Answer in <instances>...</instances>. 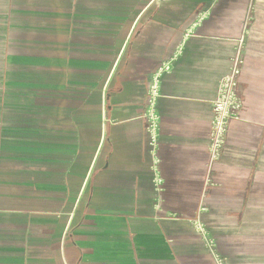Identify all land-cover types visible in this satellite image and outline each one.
Instances as JSON below:
<instances>
[{
  "label": "crops",
  "instance_id": "obj_1",
  "mask_svg": "<svg viewBox=\"0 0 264 264\" xmlns=\"http://www.w3.org/2000/svg\"><path fill=\"white\" fill-rule=\"evenodd\" d=\"M260 22L264 0H0V264H264Z\"/></svg>",
  "mask_w": 264,
  "mask_h": 264
},
{
  "label": "built area",
  "instance_id": "obj_2",
  "mask_svg": "<svg viewBox=\"0 0 264 264\" xmlns=\"http://www.w3.org/2000/svg\"><path fill=\"white\" fill-rule=\"evenodd\" d=\"M244 59L236 54L230 65L229 72L221 79L218 86V94L213 102L212 107V122H211V137L209 144L210 161L208 164V178L206 186L213 185L211 177L215 166L222 158V153L226 144V135L229 130L231 121H239L240 113L243 108L241 97L238 93L239 80L243 72ZM169 69V67H165ZM158 77L155 76L153 84L149 88V107L150 110L146 113L148 123V132L151 138V146L156 147L158 140L159 118L155 109V98L158 94ZM195 225L198 231L204 238L208 237L204 225L197 220ZM212 246V241H209ZM217 264H227L226 259L215 255Z\"/></svg>",
  "mask_w": 264,
  "mask_h": 264
},
{
  "label": "rangeland",
  "instance_id": "obj_3",
  "mask_svg": "<svg viewBox=\"0 0 264 264\" xmlns=\"http://www.w3.org/2000/svg\"><path fill=\"white\" fill-rule=\"evenodd\" d=\"M259 35L262 37L261 39H258L257 40V47L259 48H263V43H264V24L260 22L259 24ZM257 171H258V174H259V178H258V181L259 183H257L258 187H259V191H264V175L262 173V166H259L257 168Z\"/></svg>",
  "mask_w": 264,
  "mask_h": 264
}]
</instances>
